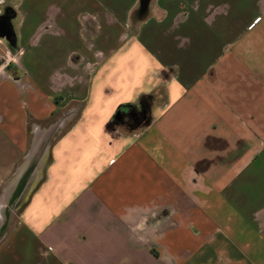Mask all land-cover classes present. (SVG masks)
<instances>
[{
	"label": "crops",
	"instance_id": "obj_1",
	"mask_svg": "<svg viewBox=\"0 0 264 264\" xmlns=\"http://www.w3.org/2000/svg\"><path fill=\"white\" fill-rule=\"evenodd\" d=\"M138 7L0 0V264H264V0Z\"/></svg>",
	"mask_w": 264,
	"mask_h": 264
},
{
	"label": "trees",
	"instance_id": "obj_2",
	"mask_svg": "<svg viewBox=\"0 0 264 264\" xmlns=\"http://www.w3.org/2000/svg\"><path fill=\"white\" fill-rule=\"evenodd\" d=\"M11 14H12V13H10V11L8 10L5 14L0 15V24L4 21V20H3L4 18H7V16L10 17ZM6 31H7V30H6ZM4 32H5V31H4ZM4 32H3V29H0V34H4L5 36L8 37V39H9L10 42H13V41H14V35L12 34V32H9V33H7V32L4 33ZM134 107H135V106L132 105V104H124V105H121V106H119V108L116 110L114 117H115L117 114L122 115V114H123L125 111H127V110H130V111H132V113H134V112H136V110H135ZM127 115H128V114H127Z\"/></svg>",
	"mask_w": 264,
	"mask_h": 264
},
{
	"label": "flooded vegetation",
	"instance_id": "obj_3",
	"mask_svg": "<svg viewBox=\"0 0 264 264\" xmlns=\"http://www.w3.org/2000/svg\"><path fill=\"white\" fill-rule=\"evenodd\" d=\"M0 27H1V29L6 30L5 21L1 23ZM145 118H146L145 115H142L141 113L140 114L137 112L132 113V111L127 110L121 115V117L119 118L118 121L129 124V122L131 123V121L135 120V121H137V123L141 124L145 121Z\"/></svg>",
	"mask_w": 264,
	"mask_h": 264
},
{
	"label": "water",
	"instance_id": "obj_4",
	"mask_svg": "<svg viewBox=\"0 0 264 264\" xmlns=\"http://www.w3.org/2000/svg\"><path fill=\"white\" fill-rule=\"evenodd\" d=\"M149 2H150V0H139V7L137 10V15L139 18H142L147 14ZM0 26H1V24H0ZM0 36L6 37L8 39V37L5 36L4 34H0ZM115 117L119 118L120 114H117Z\"/></svg>",
	"mask_w": 264,
	"mask_h": 264
},
{
	"label": "rangeland",
	"instance_id": "obj_5",
	"mask_svg": "<svg viewBox=\"0 0 264 264\" xmlns=\"http://www.w3.org/2000/svg\"><path fill=\"white\" fill-rule=\"evenodd\" d=\"M132 122L133 121H131V123L129 122V124H128V126H131V124H132ZM133 125V124H132ZM139 125H141V124H139ZM139 125H137V126H139ZM140 127V126H139ZM15 219V218H14ZM1 238V237H0Z\"/></svg>",
	"mask_w": 264,
	"mask_h": 264
}]
</instances>
